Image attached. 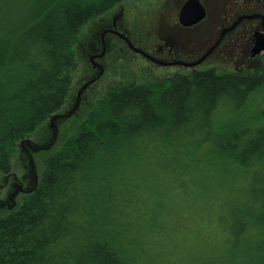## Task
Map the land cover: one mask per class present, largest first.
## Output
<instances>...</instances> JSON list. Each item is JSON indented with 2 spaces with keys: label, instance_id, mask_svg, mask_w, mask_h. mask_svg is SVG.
<instances>
[{
  "label": "trees",
  "instance_id": "16d2710c",
  "mask_svg": "<svg viewBox=\"0 0 264 264\" xmlns=\"http://www.w3.org/2000/svg\"><path fill=\"white\" fill-rule=\"evenodd\" d=\"M122 1L0 0V173L64 105L84 26ZM120 73L0 213V264H164L174 232L189 264L263 258L264 118L247 107L264 73Z\"/></svg>",
  "mask_w": 264,
  "mask_h": 264
},
{
  "label": "rangeland",
  "instance_id": "374dc122",
  "mask_svg": "<svg viewBox=\"0 0 264 264\" xmlns=\"http://www.w3.org/2000/svg\"><path fill=\"white\" fill-rule=\"evenodd\" d=\"M183 1L124 0L116 4L105 14L92 19L84 26L76 42V69L73 73L72 85L64 105L59 111L52 114L48 120L38 125L31 134L18 143L16 152L11 157L10 172L6 174L0 173V213L7 211L6 209L10 206L14 207L19 204L21 196L35 187L42 173L44 160L62 145L63 141L83 120L102 93L109 86L120 81V72L123 63H129L131 68H134L139 82L169 77L175 73L187 74L189 72L184 67L166 66L150 62L147 58L129 49L124 41H116L112 39L113 37L111 38L110 34H106L104 36V53L100 59V63L104 67L103 73L92 83L88 82L95 76L96 70L92 67L89 57L91 53L95 52L94 50L97 47L101 49L100 35L105 27L116 21L120 27L119 29L128 32L135 40V47L141 48L144 45L147 47L143 48L150 52L154 45L161 43L164 45L168 42L167 40H175L178 35L184 33L178 27L176 17ZM202 1L206 5L211 2H214V4L220 3V0ZM232 2L233 4L238 3L239 7L247 5L246 0H234ZM229 9H232V7ZM211 18H216L215 14ZM212 24L214 25L215 22ZM184 38L185 35H180V39ZM155 56L161 59L168 58V54L165 53L156 54ZM238 59L241 63L246 62L241 50L227 52L219 59L218 67L220 71L234 69L233 66ZM240 66L244 65L241 64ZM253 66L258 69V72L264 73L263 58L254 60ZM86 83L88 85L83 89ZM79 90L82 91L78 99ZM250 107L251 112L258 111V114L260 113L264 118L262 115V109L264 107V86H261L248 103L247 109ZM72 109L74 111L70 115L62 118L58 117L54 120L55 130L51 126V117L66 114ZM229 115L233 116L235 114L231 112ZM234 121L236 122V120H232L231 122L233 123ZM262 124H264V120L261 121ZM193 220L196 221L197 219L194 218ZM194 221L189 223L192 229L196 225ZM172 234L176 236L174 235L172 238L171 244L158 248L159 252L162 253L164 264H189V256L185 254L187 248L182 245L188 236L186 237L180 233L176 234L175 232ZM189 241H191L189 246L194 243L192 239ZM172 242L176 245V251H174L175 247L172 245ZM215 243H222V241L211 244L214 246ZM182 247L184 248L182 249ZM178 252L182 254H177ZM213 261L205 258L203 264H215L212 263ZM234 264L253 263L247 258L238 259ZM254 264H264V257L256 263L254 262Z\"/></svg>",
  "mask_w": 264,
  "mask_h": 264
},
{
  "label": "flooded vegetation",
  "instance_id": "af4514ba",
  "mask_svg": "<svg viewBox=\"0 0 264 264\" xmlns=\"http://www.w3.org/2000/svg\"><path fill=\"white\" fill-rule=\"evenodd\" d=\"M187 1L184 0L182 2L176 16L178 27L184 31L183 34H180L185 35L184 39H180V35H178L175 40H167L168 42L164 45L163 43L154 45L150 52L143 48L147 46L139 47V49H142L153 58L169 64H161L137 52L138 54L156 64L184 67L189 71L188 73L214 70L219 74H226L258 70L253 66V61L260 58L264 59V50L254 55L251 54V50L255 46L256 34H264V0H246L247 5L244 7L240 6L241 8L238 3L233 4L232 1L234 0H220V3L214 4V2H211L208 5L200 0L205 9V16L197 22L185 25L180 21L179 14ZM231 7L232 9H229ZM229 11L230 13H228ZM213 14H215L216 18H211ZM213 22H215L214 25L212 24ZM119 28L117 22L114 21L101 32V49L97 47L94 50L95 52L92 51L93 53L89 57L92 67L96 70L95 76L88 82L92 83L103 73L104 67L100 63V59L104 53V36L106 34H110L111 38L113 37L112 39L116 41L120 42L122 40L127 44L124 38L116 33L118 32L126 35L133 45L136 43L128 32L125 30L124 32ZM127 47L131 49L128 44ZM234 50H241L246 62L241 63L238 59L233 66L234 69L220 71L218 67L219 59L227 52ZM161 53L168 54V58L161 59L155 56ZM241 64L244 66H240ZM19 187L21 188V186Z\"/></svg>",
  "mask_w": 264,
  "mask_h": 264
},
{
  "label": "water",
  "instance_id": "95a60500",
  "mask_svg": "<svg viewBox=\"0 0 264 264\" xmlns=\"http://www.w3.org/2000/svg\"><path fill=\"white\" fill-rule=\"evenodd\" d=\"M204 16H205V9H204V6L201 4L200 0H188L183 5L182 9L180 10V14H179L180 21L183 24H185V25H189V24H192L194 22H197L200 19H202ZM116 33L118 35H120L122 38H124V40L127 42V44L129 45V47L131 49H133L134 51H136L138 53H141L142 55L147 56V57L151 58L152 60H155L158 63H161V64H169V63L162 62L161 60H158V59L153 58L152 56H150L149 54H147L142 49L136 48L132 44V42L130 41V39L126 35L120 34L118 32H116ZM102 35H104V34H102ZM263 50H264V34L257 33L256 34L255 46L251 50V54L254 55V54L259 53V52H261ZM86 85H88V84H86ZM85 86L83 87V89L85 88ZM81 91H79V93H78V99L80 97ZM77 103H78V101H77ZM77 103H76V106H77ZM73 111H74V109H72L70 112H68L66 114H59V115L52 116L51 117V126L53 128H55L54 120L56 118H58V117H60V118L66 117V116L70 115V113H72ZM262 115L264 116V107L262 109ZM55 130H56V128H55Z\"/></svg>",
  "mask_w": 264,
  "mask_h": 264
}]
</instances>
